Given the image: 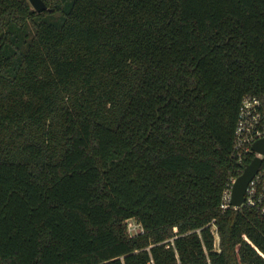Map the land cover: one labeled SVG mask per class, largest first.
Returning a JSON list of instances; mask_svg holds the SVG:
<instances>
[{
  "label": "trees",
  "instance_id": "obj_1",
  "mask_svg": "<svg viewBox=\"0 0 264 264\" xmlns=\"http://www.w3.org/2000/svg\"><path fill=\"white\" fill-rule=\"evenodd\" d=\"M44 1L0 0V264H264L221 208L264 0Z\"/></svg>",
  "mask_w": 264,
  "mask_h": 264
},
{
  "label": "built area",
  "instance_id": "obj_2",
  "mask_svg": "<svg viewBox=\"0 0 264 264\" xmlns=\"http://www.w3.org/2000/svg\"><path fill=\"white\" fill-rule=\"evenodd\" d=\"M261 140H264V97L246 94L239 108L232 150L238 167L230 175L223 191L221 208L224 211L229 208L236 210L246 208L264 216V153L255 149V144ZM256 158H260L262 163L248 183L244 202L241 206L233 205L234 187L239 177ZM137 225L133 228L129 225L132 235L143 232L142 226ZM215 232L219 237L216 229Z\"/></svg>",
  "mask_w": 264,
  "mask_h": 264
},
{
  "label": "water",
  "instance_id": "obj_3",
  "mask_svg": "<svg viewBox=\"0 0 264 264\" xmlns=\"http://www.w3.org/2000/svg\"><path fill=\"white\" fill-rule=\"evenodd\" d=\"M33 8L41 13L49 10L47 3L44 0H29ZM255 149L264 153V140H261L255 144ZM262 163L260 158H256L252 164H250L245 172L239 177L233 191L232 204L241 206L245 199L246 188L250 179L257 173Z\"/></svg>",
  "mask_w": 264,
  "mask_h": 264
},
{
  "label": "rangeland",
  "instance_id": "obj_4",
  "mask_svg": "<svg viewBox=\"0 0 264 264\" xmlns=\"http://www.w3.org/2000/svg\"><path fill=\"white\" fill-rule=\"evenodd\" d=\"M62 9L65 10L66 8L62 7ZM61 13L62 12H56L53 15H50V16L48 15L47 18L50 21H53V22L58 21L60 19L61 15H62ZM34 27H35L34 24L31 22L30 24H28V26L26 28V31H27V33L29 35V38H31L33 36ZM137 224H138V222L136 220H134V219H130L129 220L130 227H132V228L133 227H137L138 226ZM217 247L219 248V237L218 236H217Z\"/></svg>",
  "mask_w": 264,
  "mask_h": 264
}]
</instances>
